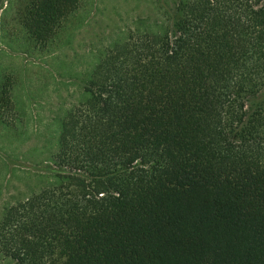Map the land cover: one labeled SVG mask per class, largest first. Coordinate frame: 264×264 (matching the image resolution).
<instances>
[{
  "label": "trees",
  "instance_id": "16d2710c",
  "mask_svg": "<svg viewBox=\"0 0 264 264\" xmlns=\"http://www.w3.org/2000/svg\"><path fill=\"white\" fill-rule=\"evenodd\" d=\"M21 1L42 51L83 2ZM262 93L264 0H178L159 31L130 30L63 118L57 182L3 209L0 257L264 264Z\"/></svg>",
  "mask_w": 264,
  "mask_h": 264
},
{
  "label": "rangeland",
  "instance_id": "374dc122",
  "mask_svg": "<svg viewBox=\"0 0 264 264\" xmlns=\"http://www.w3.org/2000/svg\"><path fill=\"white\" fill-rule=\"evenodd\" d=\"M177 1L83 0L55 48L42 51L19 21L22 1L0 0V94L5 86L14 101L0 108V215L57 182L52 156L63 118L101 56L130 30L159 31ZM0 264L16 262L0 257Z\"/></svg>",
  "mask_w": 264,
  "mask_h": 264
}]
</instances>
